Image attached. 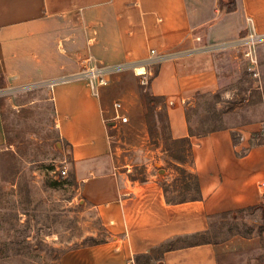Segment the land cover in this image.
I'll use <instances>...</instances> for the list:
<instances>
[{
  "label": "crops",
  "instance_id": "0c3cea01",
  "mask_svg": "<svg viewBox=\"0 0 264 264\" xmlns=\"http://www.w3.org/2000/svg\"><path fill=\"white\" fill-rule=\"evenodd\" d=\"M249 32L264 37V0H0V101L30 87L49 89L72 181L102 231L103 241L93 234L96 244L63 253L58 264H135L144 255L150 264H220L225 250L214 244L182 247L160 258L155 251L206 234L222 214L234 217L255 208L264 223L263 113L256 122L207 126L199 132L207 135L191 137L192 163L183 168L196 176L199 193L171 203L164 189L174 180L172 171H147L142 179L121 171L127 166L120 167L112 150L117 122L108 126L115 115L109 88L94 96L75 79L85 59L98 68L128 70L154 59L151 50L158 56L179 53L147 68L148 91L163 98L171 137L184 139L190 128L198 134L190 111L218 96L229 99L240 70L249 67L243 49H205L233 44ZM256 57L264 84V42ZM1 114L2 108L3 148Z\"/></svg>",
  "mask_w": 264,
  "mask_h": 264
},
{
  "label": "rangeland",
  "instance_id": "374dc122",
  "mask_svg": "<svg viewBox=\"0 0 264 264\" xmlns=\"http://www.w3.org/2000/svg\"><path fill=\"white\" fill-rule=\"evenodd\" d=\"M131 69L112 73L105 86L109 88L110 106L120 104L119 113L128 119L125 124L117 123L112 131L111 145L117 154L116 161L120 167L127 166L121 171L129 170V175L136 179H142L147 171L156 174L160 169H168L177 181L169 183L167 197L171 201L192 198L195 193L181 189V178L168 162L160 142L148 135L145 110L137 95L140 87L147 86L141 84ZM256 72L257 76H253L246 68L240 70L229 99L218 96L216 100H207L206 106L191 110L194 130L199 133L207 126L223 127L234 122L246 125L260 119L261 113L264 114L260 65ZM48 95V88L36 86L12 92L3 101L2 114L17 136L16 144L10 149L17 152L18 174L29 182L31 203L21 204L14 187L4 185L8 202L5 227L9 230L6 239L0 240V245H4L0 264H58L63 253L88 246L90 240L103 241L100 225L86 211L78 187L72 181L69 154L54 126ZM205 107L209 112H205ZM234 140L238 141L239 137L234 136ZM58 143L60 148L56 146ZM63 167L66 175L61 174ZM213 225L208 238L219 250H225L219 254L220 264H264V223L260 212L217 218ZM93 234L98 237L92 239ZM33 244L38 245V251L29 249Z\"/></svg>",
  "mask_w": 264,
  "mask_h": 264
},
{
  "label": "trees",
  "instance_id": "16d2710c",
  "mask_svg": "<svg viewBox=\"0 0 264 264\" xmlns=\"http://www.w3.org/2000/svg\"><path fill=\"white\" fill-rule=\"evenodd\" d=\"M149 85V82H148ZM148 85L146 88H139V100L144 108V121L145 126L147 128L148 135L151 139L160 142L163 152L166 154L168 158V162L173 165V167L177 170L178 176L181 178L182 190H193V192L197 195L198 185L197 178L194 174H190L186 172L183 168L187 163H192V155H191V137H200L205 136L208 133L202 132L195 134L191 128L188 133L189 136L184 139H173L170 135L168 119L165 110V104L163 98L155 97L151 95L148 91ZM2 103L0 101V108H2ZM53 106H52V115H53ZM2 122L4 124V136H5V147L0 148V240L6 239V235L8 234L9 228H6V210L8 209V202L6 200V194L3 191L4 185H9L12 188L14 187L15 193L19 196L21 204H30L31 203V190L29 182L18 174L17 168V152L12 151L10 149L11 146L16 144V138L11 131V127L7 124V118L4 114H1ZM54 116V115H53ZM187 118L189 121V113L187 112ZM210 133V132H209ZM198 135V136H197ZM234 139V138H233ZM235 142V140H234ZM174 181H177L175 178ZM164 192L167 193V190L164 189ZM169 202L174 203L178 201H171L167 198ZM185 199L181 200L184 201ZM256 209H261V206L256 207ZM255 208L250 209L249 211H253ZM229 214L219 215L218 218L228 217ZM213 224L210 225V229L206 234H195L191 236H187L184 238H179L167 242L161 245L156 251L155 254L160 256L168 251L176 250L182 247H188L193 245H201V244H214L209 240V236L213 232ZM3 244H5L3 242ZM96 242L94 240H90L88 245H94ZM31 245V244H29ZM28 245V247H29ZM215 245V244H214ZM4 246V245H3ZM0 245V254L3 247ZM29 249H33V251H38L39 247L36 244H33ZM151 257L144 255L138 256L135 258V264H150Z\"/></svg>",
  "mask_w": 264,
  "mask_h": 264
},
{
  "label": "built area",
  "instance_id": "2783aa9c",
  "mask_svg": "<svg viewBox=\"0 0 264 264\" xmlns=\"http://www.w3.org/2000/svg\"><path fill=\"white\" fill-rule=\"evenodd\" d=\"M251 25V23H250ZM199 41V38L196 39ZM264 42V37L258 36L254 34L253 32H249L246 36L240 38L237 42L233 44H223L213 47H208L205 49L207 52L212 53H218V52H225L229 49H243V56L249 63V67L247 69L248 72L252 73L253 76H257L256 68L258 65L257 57H256V47ZM179 53H172V54H166V55H160L158 56L154 50L150 51V57H154V59H149L146 62L140 64L141 68L144 70L143 74L138 75L137 77L141 79V84L143 86L148 85V72L147 68H151L153 66H156L157 64L165 61V60H174L177 57H179ZM139 66V67H140ZM136 68V67H135ZM135 68L132 70L135 71ZM127 69L126 66H116L114 68H98L91 59H85L82 61V69L80 74L75 77V79L83 80L90 92L94 96H98L99 89L107 86L108 79L107 77L115 72H121L123 70ZM65 81V80H63ZM53 85H50L51 88ZM121 109V105L118 103L113 104V110L115 112V115L113 116L112 120L113 122L125 124L127 123L128 119L126 116L121 115L119 113ZM66 167H63L61 174L66 175ZM261 189L264 191V183L261 184Z\"/></svg>",
  "mask_w": 264,
  "mask_h": 264
},
{
  "label": "bare ground",
  "instance_id": "6f19581e",
  "mask_svg": "<svg viewBox=\"0 0 264 264\" xmlns=\"http://www.w3.org/2000/svg\"><path fill=\"white\" fill-rule=\"evenodd\" d=\"M136 76L143 74L144 70L141 67H136L133 71Z\"/></svg>",
  "mask_w": 264,
  "mask_h": 264
},
{
  "label": "water",
  "instance_id": "95a60500",
  "mask_svg": "<svg viewBox=\"0 0 264 264\" xmlns=\"http://www.w3.org/2000/svg\"><path fill=\"white\" fill-rule=\"evenodd\" d=\"M112 125H114L113 122H111V123L108 124V126H112ZM56 146H57V148H60V144L59 143L56 144ZM67 152L69 153V149L68 148H67Z\"/></svg>",
  "mask_w": 264,
  "mask_h": 264
}]
</instances>
